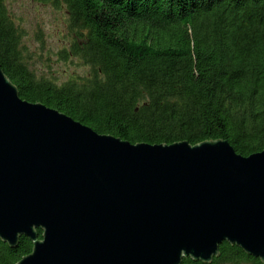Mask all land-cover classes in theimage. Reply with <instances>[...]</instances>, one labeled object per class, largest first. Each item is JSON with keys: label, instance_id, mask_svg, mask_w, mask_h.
Listing matches in <instances>:
<instances>
[{"label": "water", "instance_id": "water-1", "mask_svg": "<svg viewBox=\"0 0 264 264\" xmlns=\"http://www.w3.org/2000/svg\"><path fill=\"white\" fill-rule=\"evenodd\" d=\"M22 236L17 264H211L222 243L264 264V150L98 134L22 100L0 67V240Z\"/></svg>", "mask_w": 264, "mask_h": 264}, {"label": "trees", "instance_id": "trees-1", "mask_svg": "<svg viewBox=\"0 0 264 264\" xmlns=\"http://www.w3.org/2000/svg\"><path fill=\"white\" fill-rule=\"evenodd\" d=\"M41 1L66 9L70 52L90 75L58 84L31 72L0 0V67L22 100L131 144L223 140L243 157L264 150V0ZM32 248L23 236L15 248L0 240V264ZM246 262L260 264L222 243L211 264Z\"/></svg>", "mask_w": 264, "mask_h": 264}, {"label": "rangeland", "instance_id": "rangeland-1", "mask_svg": "<svg viewBox=\"0 0 264 264\" xmlns=\"http://www.w3.org/2000/svg\"><path fill=\"white\" fill-rule=\"evenodd\" d=\"M3 4L31 72L58 84L90 75V68L70 52L76 32L62 4L41 0H3Z\"/></svg>", "mask_w": 264, "mask_h": 264}, {"label": "flooded vegetation", "instance_id": "flooded-vegetation-1", "mask_svg": "<svg viewBox=\"0 0 264 264\" xmlns=\"http://www.w3.org/2000/svg\"><path fill=\"white\" fill-rule=\"evenodd\" d=\"M259 261L260 264H263L259 259H257ZM243 264H253L251 262H246V263H243Z\"/></svg>", "mask_w": 264, "mask_h": 264}]
</instances>
